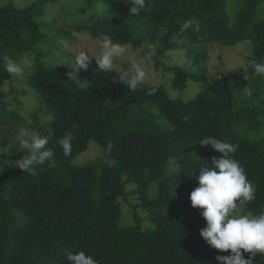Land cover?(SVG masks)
<instances>
[{
	"label": "trees",
	"instance_id": "obj_1",
	"mask_svg": "<svg viewBox=\"0 0 264 264\" xmlns=\"http://www.w3.org/2000/svg\"><path fill=\"white\" fill-rule=\"evenodd\" d=\"M0 1H9L0 7V57L36 54L34 71L25 83L40 101L30 117L18 105L10 108L14 98L8 100L10 94L3 89L10 75L0 60V143L11 141L21 127L43 132L51 126L56 134L53 145L47 146L55 150L51 168L37 166L25 173L0 160V264H68L66 256L81 250L99 264H219L217 256H230L201 237L206 226L202 209L194 208L191 215L158 216L154 228L143 230L139 218L135 225H121L117 200L130 184L144 196L158 184L153 191L159 193L160 203L185 201L199 186L195 179L201 165L206 161L210 165L221 155L198 144L203 137L214 136L239 145L234 157L256 189L247 210L253 215L264 211V137L250 138L251 132L264 127V77L250 75L249 81L243 77L246 62L264 63V0H236L233 13L228 0H152L148 11L132 17L127 7L131 0H82L88 11L98 4L106 9L73 24L74 31L146 52L153 47L157 67L179 47L171 35L185 20L196 18L199 31L190 30L184 38L191 45L187 57L192 69L168 68L174 90H186L189 82L202 84L189 101L146 84L129 91L122 83L113 84L117 74L99 70L96 62L81 77L82 84L69 80L70 68H45L38 45L47 35L36 19L44 17L43 6L56 0L29 7H19L16 0ZM67 34L72 37L71 31ZM243 41H249L253 50L241 69L211 80L209 46L231 47ZM249 85L253 95L245 99L244 87ZM146 104L157 106V117L142 110L134 113ZM161 119L171 128L163 129ZM68 133L73 136L72 152L65 157L58 140ZM91 140L109 150L118 164L103 165L95 178L90 164L70 166ZM170 157L180 166L172 174ZM65 168L69 173L63 177ZM253 264H264V256L257 254Z\"/></svg>",
	"mask_w": 264,
	"mask_h": 264
},
{
	"label": "clouds",
	"instance_id": "obj_2",
	"mask_svg": "<svg viewBox=\"0 0 264 264\" xmlns=\"http://www.w3.org/2000/svg\"><path fill=\"white\" fill-rule=\"evenodd\" d=\"M151 2L152 0H131L130 6H127L130 17L148 11ZM190 30L199 31L198 21L194 17L185 20L172 39L183 43L185 33ZM60 43L67 46L65 41ZM100 48V54L94 57L87 51H80L75 55L71 62V71L68 72L69 80L82 83L78 79L79 73L87 70L92 58H95L99 70L117 74L112 80L113 84L122 83L133 92L138 90L148 75L145 66L150 57L134 61L131 69L120 74L113 70L116 59L126 53V46L113 43L105 37L100 42ZM0 60L3 61L4 71L11 78H23L34 69V60L30 52H26L18 59L3 56ZM243 73L247 81L250 75L264 77V63L250 60L243 65ZM244 91L248 98L252 97L250 85L244 87ZM55 135V130L51 126L45 127L43 132L35 133L21 127L18 133L19 148L26 150L28 154L17 162L19 169L27 173L37 166L44 168L51 166L55 150L47 146L52 144ZM72 141L71 133L58 140L65 157L71 155ZM198 144L221 154L219 158L213 157L210 165L207 161L201 165L200 173L195 179L199 186L190 194L192 207L202 209V217L206 221L200 235L212 248L231 253L230 256H217L219 264H253L257 254L264 256V211L254 215L241 214V206L255 199L256 189L249 181L244 167L234 157L239 145L214 136H205ZM167 164L170 172L180 169L175 157H170ZM245 253L250 254L248 258H245ZM66 260L68 264H99L97 259L82 250L69 253Z\"/></svg>",
	"mask_w": 264,
	"mask_h": 264
},
{
	"label": "rangeland",
	"instance_id": "obj_3",
	"mask_svg": "<svg viewBox=\"0 0 264 264\" xmlns=\"http://www.w3.org/2000/svg\"><path fill=\"white\" fill-rule=\"evenodd\" d=\"M40 1L47 0H16V4L19 7H29ZM8 2L9 1H0V7ZM236 6V0H228V8L231 13H233ZM43 7L45 10L44 17L37 18L36 22L42 26L41 31L47 35V38L38 45L39 53L43 57V65L45 68L59 69L68 67L71 69V62L80 51H87L93 57L100 54V42L102 40H94L84 33L74 31L72 25L84 23L93 16L98 17L102 15L106 9V5L98 4L94 10L88 11L84 8L82 0H56L54 4L50 2ZM261 17H264V3L262 5ZM67 31H71L72 37L67 34ZM173 36L174 35H171V38H173ZM172 40L176 45H179V47H176L174 51L168 54L167 58L163 59V64L161 66L157 67L154 58H152L153 55H155L153 47H149L146 52L145 48L133 49L132 46L126 45V53L122 57L116 59L114 70L122 74L131 69L134 61L144 57H150V60L146 62L145 71L148 75L143 84L151 87L163 88L167 90L173 98H181L185 101L192 100L201 91L202 84L189 82L186 90H174L171 86L173 75L168 72V68L174 66H179L187 70L192 69V63L187 57V51L191 45L186 40H184L183 43L174 39ZM61 41H65L67 46L62 45L60 43ZM252 50L253 47L249 41H243L231 47L210 45L208 59L210 79H218L236 73L241 69L247 58L251 56ZM35 56L36 54L32 55L33 60H35ZM95 62V58H92L90 65ZM65 64L67 66H64ZM33 71L34 69L23 78H11L10 76L3 88L6 93L10 94L8 100L14 98L10 101V108L14 109L15 105H18L19 109H21V113L25 117H30L35 110L40 108V101L36 97L37 93L28 89L25 83V79L31 75ZM85 72L86 70H82L79 73L78 79L81 82V77L85 75ZM21 91L25 92L26 95H22ZM244 96L245 99H248L246 94H244ZM262 97H264V91ZM141 110L149 112L154 117H157L159 114L157 106L153 104H146L141 108H136L134 113H138ZM159 123L163 129L171 128L170 122L166 119H161ZM30 130L34 133L36 132L33 129ZM18 133L11 141L0 143V160L9 163L13 168L19 169L17 162L23 159L28 153L26 150H20V137ZM263 137L264 127L261 130L250 133V138L254 141ZM109 154V150H106L96 141L91 140L88 149L73 160L70 166L72 168H81L90 164L94 167L95 173L93 178H95L101 171L103 165L107 168H116L118 166L116 160L110 157ZM54 165L55 163L52 162L51 166L48 168ZM42 168L47 169V166ZM67 173H69V169L65 168L60 174L64 177ZM172 173L173 172H170V174ZM157 186L158 184H154L147 190V195L145 196L135 191L137 188L136 185L130 184L127 186L126 193L121 195L117 200L122 210L121 225H135L137 223L136 219L139 218V224L143 230L152 229L156 226L154 218L158 216H163L165 214L181 215L184 212L186 215H191L194 212L190 197L185 201L177 203H160L158 200L159 193L153 191ZM240 211L241 214L253 215L247 210V202L241 206Z\"/></svg>",
	"mask_w": 264,
	"mask_h": 264
}]
</instances>
